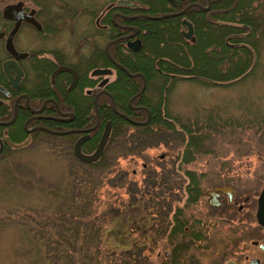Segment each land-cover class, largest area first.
I'll use <instances>...</instances> for the list:
<instances>
[{
    "label": "flooded vegetation",
    "instance_id": "af4514ba",
    "mask_svg": "<svg viewBox=\"0 0 264 264\" xmlns=\"http://www.w3.org/2000/svg\"><path fill=\"white\" fill-rule=\"evenodd\" d=\"M211 1L31 0V7H27L23 1L18 0L8 4L21 2L23 15L31 18V23L23 17L20 18L12 34L11 43L16 54H11L5 48V40L15 22L2 17V7L0 162L8 161L10 155L20 152L39 138H44L56 153L77 160L73 150L74 144L81 139L79 151L84 155L91 154L106 123L109 132L100 156L92 162L80 163L91 165L101 156L105 158L107 151L108 158L110 155L113 157L114 150H109L115 141L111 133V123L109 119L101 123L99 109L110 107L130 124L145 125L149 120V110L146 105L135 104L134 99L141 94L148 95L151 101L154 97L152 104H157L161 99L158 109L163 115L165 94L172 81V74H167L170 82H165L163 75L157 72L147 83L143 73L130 72L122 65L121 61L131 59L133 53H138L143 48L142 36L147 34L148 30L142 21L160 19L155 17L164 14L179 16L190 9L208 12ZM182 9L184 11L178 13ZM182 19L187 20L185 17L180 19L179 35L185 43H193L192 23L187 20L191 25V33L186 38L182 32H187L188 29ZM28 32L31 39L26 36ZM20 36H26L24 42L19 43ZM117 68L132 80L139 79V88L128 98L127 106L133 111H144L145 118L141 121L133 120L116 110L109 89L116 82ZM96 69H106L107 72L94 74ZM159 76L160 83L157 82ZM142 84L144 86L140 91ZM149 87L150 95L147 93ZM165 119L175 123L172 119ZM156 131L163 129L152 130ZM176 131H179L178 127ZM181 152L176 155L161 154L157 159L158 172L152 170L156 181L141 183L140 186L145 188V192L136 189L141 192L145 216L142 217L144 222L141 220V226L134 222L130 230L134 232L138 228L144 229L146 225L155 227L156 232L170 239L171 245L168 251L163 252V256L170 255L172 260L178 263L181 256L191 247H195L200 240H205L209 232L218 233L220 229H225V233L218 235L225 240L222 245L210 249V242L205 247L210 249L206 264H260L258 254L264 253V230L257 223L255 213L264 181L255 195L237 194L236 190L226 183L213 184L202 191L198 182L199 175L187 165L180 164ZM124 153L127 154L126 157H133L132 150ZM150 185L155 187L154 197L147 189ZM223 187L230 189L225 190ZM187 188H197L198 197L185 204L183 196ZM210 196H213L214 201L208 204ZM202 197L211 211L208 216L192 213L194 207L191 206ZM251 198L254 205L250 202ZM186 211H189L188 214ZM243 220L251 221L248 228L252 230L244 233L243 227H240ZM245 240L248 247L242 246ZM144 249L146 250L145 247Z\"/></svg>",
    "mask_w": 264,
    "mask_h": 264
},
{
    "label": "rangeland",
    "instance_id": "374dc122",
    "mask_svg": "<svg viewBox=\"0 0 264 264\" xmlns=\"http://www.w3.org/2000/svg\"><path fill=\"white\" fill-rule=\"evenodd\" d=\"M15 1L18 0H0V9ZM21 1L31 7V0ZM29 33L26 36L31 39ZM26 36H20L19 43L24 42ZM157 82L160 83V76ZM150 92L151 87L147 90L149 95ZM164 105L171 116L190 123L196 121L198 131L206 138L203 149L208 151L198 152L191 161L181 164L199 175L200 190L204 191L213 184L226 183L237 194L257 193L264 181V42L260 43L257 63L250 73L230 82L203 83L191 78H174L165 94ZM125 129L126 141H114L109 149L114 150L113 157L110 155L108 158L107 151L106 159H103L106 161V170L102 173L105 185L100 188V200L93 208L94 216L91 215L94 220L102 213L106 214L102 236L88 244L89 239L84 240L82 236L91 235L94 229L91 223H82L76 232L77 239L74 235L70 237L73 239L72 245L68 246L67 242L63 244L64 252L53 247L48 240L56 241L57 222L52 220L56 217L53 215L59 209L60 198L62 203L70 201L65 194V189L73 187L66 185L68 172L75 171L81 160L56 153L44 138H39L20 152L10 155L8 161L0 162V264H53L51 259L55 258L56 252L63 254L62 257L58 255L61 257L59 264H121L122 259L117 253L132 246L143 248V264L208 263L210 249L225 242L218 236L225 233V229H220L218 233L209 232L208 237L188 249L178 263L170 255L163 256L171 245L170 239L156 232L155 227L146 225L142 230H130L134 222L141 226L142 217L145 216L141 192L138 191L141 189L145 192L141 183L156 181L152 170L158 172V157L164 153L176 155L183 149V140L177 131L143 134L133 126ZM127 150H132L137 156L124 158L123 153ZM141 164L146 166L142 167ZM147 189L154 197L155 187L150 185ZM250 202L254 205L253 198ZM191 207H194L193 214L208 216L211 212L203 197ZM71 220L68 219V226H71ZM249 223L251 221L243 220L240 225L244 233L252 230L248 228ZM66 239H62L61 243ZM31 240L38 245H47V263L35 259L36 256L31 253L35 251L31 250ZM209 243L212 245L208 250L205 247ZM86 244L91 251L95 245L100 252L98 258H85L82 248ZM242 246L248 247V242L245 240ZM258 257L260 264H264V253L259 252Z\"/></svg>",
    "mask_w": 264,
    "mask_h": 264
},
{
    "label": "trees",
    "instance_id": "16d2710c",
    "mask_svg": "<svg viewBox=\"0 0 264 264\" xmlns=\"http://www.w3.org/2000/svg\"><path fill=\"white\" fill-rule=\"evenodd\" d=\"M182 17L192 23L193 43H185L179 35ZM142 22L145 23V28L148 30V33L142 36L143 48L138 53H133L131 59L121 61L128 71L143 73L147 83L157 72L163 75L165 82L168 80L167 74H172L171 80L183 77L196 79L203 83L230 82L247 72L250 73L256 66L259 46L264 42V0H212L208 12L190 9L179 16L168 15L164 18L146 19ZM100 63L102 65L103 62ZM139 85V79L132 80L117 68L116 82L109 89L113 95L116 110L136 121L143 120L145 113L142 110H131L127 106V100L134 95ZM151 102L148 95L145 94L134 99L135 104L146 105L150 113L148 122L142 126L130 124L124 117L114 113L110 107L99 109L101 123L110 120L111 133L115 137V143L126 141L124 132L128 126H133L136 131L143 134H148L153 129L176 131V127H178V132L181 133L183 140L180 164L188 163L198 152L208 151L206 148L203 149L206 138L203 133L198 131L196 121L190 123L188 120H180L171 116L165 108L162 115L158 109L161 99L157 104ZM165 118L172 119L175 123L167 121ZM126 155L123 153L124 158ZM132 155L136 154L132 153ZM103 159L101 156L97 162L88 166L78 164L75 171L69 170L68 172L66 185L71 184L73 187L65 189V194L70 197L71 202L62 203L61 198L59 199L57 205L59 209L53 215L56 217L52 219L57 222L55 226L58 232L57 237H54L56 241L48 240L53 247L61 249L62 252H64L62 246L65 242L69 244L68 246L72 245L73 239L70 237L71 235L77 237L76 232L82 223L83 225L91 223L90 225L94 229L91 235L82 236L84 240L89 239L88 244L99 240L102 236L101 231L106 222V214L102 213L101 217L95 218L96 220L91 219V215L94 216L93 208L100 200V188L105 185L102 173L106 170V166ZM108 172L111 173L110 168ZM197 192V188H187L185 204L196 200ZM67 211L69 212L67 213ZM108 214L111 213L108 212ZM70 218L79 220L76 222L71 220V226H68ZM62 239L67 241L61 243ZM88 244H86L87 247L83 246L82 248L86 255L85 258L87 257L86 259L89 260L98 258L100 252L95 249V245L93 251L89 250ZM45 247L47 245H38L36 241L31 240V250H35L31 253L36 256L35 259L47 263L49 256ZM117 254L122 259L121 264H143L142 260L145 259L141 247L132 246ZM58 255L62 257L63 254L54 253L55 258L51 259L53 264H59L58 260L61 257Z\"/></svg>",
    "mask_w": 264,
    "mask_h": 264
},
{
    "label": "water",
    "instance_id": "95a60500",
    "mask_svg": "<svg viewBox=\"0 0 264 264\" xmlns=\"http://www.w3.org/2000/svg\"><path fill=\"white\" fill-rule=\"evenodd\" d=\"M21 4H22L21 2H16V3H13V4H6L5 6H3L2 10H1L2 17L6 18V19H12L15 22L14 27L9 32V34H8L6 40H5V48L11 54H16L15 50H14V48L12 46V43H11V37H12L13 32L15 31V29L18 26V22H19L20 18L23 17L26 21L31 23V18H29L26 15H23V11L21 10ZM185 8H187V6ZM184 9H182L178 13L183 12ZM178 13H175V14H178ZM28 15H30V14H28ZM165 16L166 15L164 14V15H161V16H158V17H155V18H162V17H165ZM182 23L185 26H187V29H188L187 32H182V34L187 38V36H189V34L191 33V25L185 19H182ZM0 36H1V34H0ZM106 72H107L106 69H96L93 73L94 74H104ZM130 75L134 76L135 74H130ZM143 86H144V84H142V87H141L140 91H142ZM131 122H133V121H131ZM144 122H142V123H144ZM142 123H138V124H142ZM108 132H109V127H108V123H106L96 148L89 155H84V154H82L79 151V144L81 142L80 141L81 139H79L74 144V147H73L75 157L78 160H81L82 162H92V161L96 160L100 156V154H101V152L103 150V147H104V145L106 143V140H107ZM15 146H19V145H15ZM222 189L228 190L230 188L229 187H223ZM213 201H214L213 196H210L208 198V204H210ZM255 217H256L257 223L260 226H262V228L264 230V184H263V186L261 188V191H260V194H259V197H258L257 209H256Z\"/></svg>",
    "mask_w": 264,
    "mask_h": 264
}]
</instances>
